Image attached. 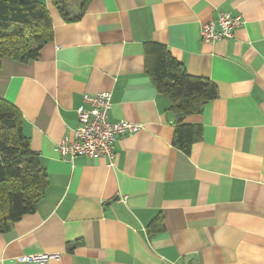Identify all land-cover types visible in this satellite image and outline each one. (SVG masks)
<instances>
[{"label": "crops", "instance_id": "crops-1", "mask_svg": "<svg viewBox=\"0 0 264 264\" xmlns=\"http://www.w3.org/2000/svg\"><path fill=\"white\" fill-rule=\"evenodd\" d=\"M46 2L53 37L38 59L2 58L0 98L21 110L49 185L0 232V264L43 253L61 257L42 264H264V0ZM223 13L242 24L205 42ZM150 42L217 85L201 114L176 117L147 71ZM100 91L112 121L142 129L119 136L113 159L63 158L84 95ZM179 122L202 125L188 151L174 144Z\"/></svg>", "mask_w": 264, "mask_h": 264}, {"label": "trees", "instance_id": "trees-1", "mask_svg": "<svg viewBox=\"0 0 264 264\" xmlns=\"http://www.w3.org/2000/svg\"><path fill=\"white\" fill-rule=\"evenodd\" d=\"M62 9L69 0H50ZM93 0H81V12ZM66 19L67 14H66ZM53 37L52 18L46 0H0V65L3 57L20 61L38 59ZM147 71L158 90L176 112L201 114L218 95L217 85L206 77L190 75L163 43L146 45ZM24 118L12 102L0 98V232L36 209L49 185L48 173L23 133ZM202 134V125L179 122L174 144L188 151ZM152 231L163 230L162 217Z\"/></svg>", "mask_w": 264, "mask_h": 264}, {"label": "built area", "instance_id": "built-area-1", "mask_svg": "<svg viewBox=\"0 0 264 264\" xmlns=\"http://www.w3.org/2000/svg\"><path fill=\"white\" fill-rule=\"evenodd\" d=\"M240 16L230 13L221 14L218 19L203 25L201 35L205 42L214 43L232 36L234 28L242 24ZM88 108L77 111V127L74 129L73 139L68 137L59 144V151L63 158L74 160L85 155L92 158L115 157V145L121 135L140 131L142 125L127 120L112 121V92L100 91L96 94H85ZM60 253H43L22 255L21 262L45 263L52 259H60Z\"/></svg>", "mask_w": 264, "mask_h": 264}, {"label": "rangeland", "instance_id": "rangeland-1", "mask_svg": "<svg viewBox=\"0 0 264 264\" xmlns=\"http://www.w3.org/2000/svg\"><path fill=\"white\" fill-rule=\"evenodd\" d=\"M73 1H75V0H73ZM73 1L71 0L70 4L67 3L68 7H71V6L74 5V2Z\"/></svg>", "mask_w": 264, "mask_h": 264}, {"label": "water", "instance_id": "water-1", "mask_svg": "<svg viewBox=\"0 0 264 264\" xmlns=\"http://www.w3.org/2000/svg\"><path fill=\"white\" fill-rule=\"evenodd\" d=\"M176 117L181 118L182 117V114L179 113L178 115H176Z\"/></svg>", "mask_w": 264, "mask_h": 264}]
</instances>
